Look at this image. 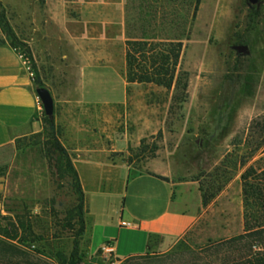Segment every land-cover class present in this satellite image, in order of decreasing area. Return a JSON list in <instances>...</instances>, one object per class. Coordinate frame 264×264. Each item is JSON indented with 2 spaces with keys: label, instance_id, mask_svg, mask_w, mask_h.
I'll list each match as a JSON object with an SVG mask.
<instances>
[{
  "label": "rangeland",
  "instance_id": "obj_1",
  "mask_svg": "<svg viewBox=\"0 0 264 264\" xmlns=\"http://www.w3.org/2000/svg\"><path fill=\"white\" fill-rule=\"evenodd\" d=\"M196 1L124 0L122 15L69 6L47 21L37 9L59 0H0V12L30 46L34 76L54 98L53 115L37 113L39 125L23 131L15 156L1 167L0 264H65L75 241L85 264H264L262 244L233 239L245 228L243 174L254 167L253 183H264V0H200L197 9ZM65 27L81 44L73 45ZM128 38L168 55L156 70L162 83L141 81L144 69L135 64L127 70ZM171 41L181 42L176 62L164 45ZM241 43L250 53H237L233 46ZM46 116L66 149L98 148L133 172L154 168L173 180H198L203 215L181 239L138 258L118 257L121 250L105 255L98 239L91 241L86 204L82 234L72 216L76 196L58 175ZM124 233L122 245L131 238Z\"/></svg>",
  "mask_w": 264,
  "mask_h": 264
},
{
  "label": "crops",
  "instance_id": "obj_2",
  "mask_svg": "<svg viewBox=\"0 0 264 264\" xmlns=\"http://www.w3.org/2000/svg\"><path fill=\"white\" fill-rule=\"evenodd\" d=\"M59 1L62 5L37 10L50 15L47 21L56 20L54 14L67 13L69 6L87 13L106 11L122 15L125 10L124 0ZM41 30L34 28L35 32ZM65 30L73 45L81 44L79 34L67 27ZM41 34L40 39L45 42L46 34ZM98 40L91 42L98 45ZM29 42L36 43L35 39ZM42 111L43 104L20 53L8 44L0 45V168L15 156L16 139L23 131L39 125L37 113ZM69 152L84 191L87 214L94 223L88 230L91 241L98 239L97 248L111 241L115 254L121 250L122 256L118 257L144 254L162 242L181 239L205 211L201 185L196 179L164 178L166 175L154 168L133 172L128 163L101 157L98 148L71 147ZM102 174H107L109 183L105 188L100 181ZM94 198L106 203L114 199L119 206L115 210L106 203L102 207L93 205ZM123 231H129L124 235H131L125 245L120 242Z\"/></svg>",
  "mask_w": 264,
  "mask_h": 264
},
{
  "label": "trees",
  "instance_id": "obj_3",
  "mask_svg": "<svg viewBox=\"0 0 264 264\" xmlns=\"http://www.w3.org/2000/svg\"><path fill=\"white\" fill-rule=\"evenodd\" d=\"M199 2L200 0L196 1V6H195L196 9L198 8ZM0 26L4 33V38L0 39V45L8 44L17 51L19 46H22L26 49V52L28 54L25 56L32 59L30 46L15 33L3 9L0 12ZM126 44H127V53H126L127 70L130 71L135 64L136 67H141L144 69L141 76L139 77L141 81L146 80L145 78H149V80L152 81L156 80L159 84L162 83L163 82L162 78L157 76L156 70L157 68L163 66L162 62H160L159 59L163 57L166 60L169 58L168 55L163 54L162 52L161 53L154 51L151 52L150 50L147 49V46L149 45L151 47L153 46V44H148L147 41H143V40L139 41L128 38ZM164 45L168 52L174 53V61L176 62L180 56L179 48L181 42L175 43L171 41ZM146 67L148 69H146ZM148 75L149 77H146ZM33 81L36 87L45 86L44 82L39 77L38 73H36V75L34 76ZM45 121L48 122L49 127L51 129V134L53 136V145H54L53 153L55 152L59 153V155L56 157L55 160L56 168L58 170V175L60 178L66 179L68 181V183L73 188V193L76 196V202L71 212H72V216L76 217L77 219L76 222L79 225L80 234H82L85 229V220H84L85 195L80 182L79 174L69 156L68 150L62 145L59 139L55 136L54 120L46 116ZM1 170L3 169L0 168V171ZM262 177H263L262 180L264 181V170L262 173ZM254 179H257V173L254 167H250L243 174L245 228L242 234L234 237L233 239L237 240L242 238H251L253 243L255 242L256 244H259L257 245V247H260V245L262 244L260 248L264 249V183L255 184L252 181ZM259 212L262 213L257 214ZM142 255L143 254L132 255L126 257V259L138 258ZM85 263L86 262L83 253L80 250L78 241H75L74 247L70 253L69 258L66 260L65 264H85Z\"/></svg>",
  "mask_w": 264,
  "mask_h": 264
},
{
  "label": "water",
  "instance_id": "obj_4",
  "mask_svg": "<svg viewBox=\"0 0 264 264\" xmlns=\"http://www.w3.org/2000/svg\"><path fill=\"white\" fill-rule=\"evenodd\" d=\"M249 1L255 4V3H259L260 0H249ZM233 47L236 49L239 55H245L250 53V48L247 44L244 43L235 44ZM36 93L43 104V108L45 112L49 116H52L54 111V98L49 88H47L46 86L36 87Z\"/></svg>",
  "mask_w": 264,
  "mask_h": 264
},
{
  "label": "built area",
  "instance_id": "obj_5",
  "mask_svg": "<svg viewBox=\"0 0 264 264\" xmlns=\"http://www.w3.org/2000/svg\"><path fill=\"white\" fill-rule=\"evenodd\" d=\"M20 56L22 58V61H23L24 65H25V67L29 71L30 75L32 76V78H34L33 77L34 76V72H33L32 68H31V60L29 59V57L25 56L24 54L20 53ZM37 97H38V100H40L38 95H37ZM101 249H102V252L105 255H113V254H115L114 245L112 244L111 241L105 242L102 245Z\"/></svg>",
  "mask_w": 264,
  "mask_h": 264
}]
</instances>
